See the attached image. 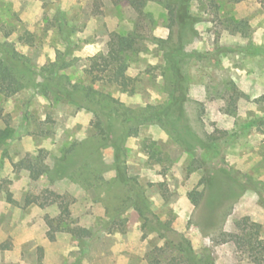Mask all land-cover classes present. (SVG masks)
<instances>
[{
    "label": "rangeland",
    "instance_id": "1",
    "mask_svg": "<svg viewBox=\"0 0 264 264\" xmlns=\"http://www.w3.org/2000/svg\"><path fill=\"white\" fill-rule=\"evenodd\" d=\"M185 12L195 19L179 27L165 0L141 11L127 0H0V57L26 61L25 85L0 92V264H264V0H181L176 19ZM127 34V85L95 80L107 108L169 103L173 53L185 78L179 125L198 139L115 120L123 184L95 106L56 97L40 70L70 61L57 74L90 84L112 37Z\"/></svg>",
    "mask_w": 264,
    "mask_h": 264
},
{
    "label": "trees",
    "instance_id": "2",
    "mask_svg": "<svg viewBox=\"0 0 264 264\" xmlns=\"http://www.w3.org/2000/svg\"><path fill=\"white\" fill-rule=\"evenodd\" d=\"M119 1V0H116ZM131 6L137 11H141L142 6L146 0H127ZM166 7L168 9L169 17L172 26L183 27L191 24L194 21V17L188 12L183 13L181 20H177L176 17L179 14V2L181 0H165ZM178 27V28H179ZM135 41V34L127 35H114L110 43V48L105 56L102 57L101 67H97L98 64L94 62V70L99 72L92 83L82 82H70L65 81L64 76L57 74V69L68 67L71 62H62L59 64L56 60L50 61L48 64L43 65L40 70V75L45 79V85L50 86L56 97L66 96L71 97L76 94L85 103L95 106V119L93 121L96 129V136L102 145H111L114 148L113 167L115 170V178L118 182L127 184L129 176L124 163L123 143L121 138L116 140V136L113 131V124L115 120H119L121 124L129 127V129H136L138 123H158L166 130H168L175 139L181 143H186L182 137V132H187L192 137H196V134L188 126L179 125V118L182 113V103L184 102V76L174 61L175 54L166 53V57L169 60V70L173 74V87L170 96V102L166 105H145L135 112L127 113L117 105H113L107 108V102L113 98L108 94H105L95 87L101 77L100 73L108 75V81L114 82L121 86L127 85V76L125 75L126 64L124 62V53L132 48ZM61 52H59V55ZM61 56V55H60ZM26 68V61L17 52H13L7 57H0V92L5 95H11L14 92L22 88L25 83L23 82V69ZM178 91V93H176ZM179 109L176 114L172 115L171 109ZM132 123V124H131ZM131 126H128L130 125ZM200 142V141H199ZM201 143V142H200ZM205 147V145H204ZM150 153L154 154L153 150L146 147ZM26 167L30 170L33 177H38L39 172L35 164L28 162ZM63 165H58V169H62ZM206 169V168H205ZM130 182V181H129ZM195 193V192H194ZM49 194L54 198L60 197L53 191H49ZM196 194V193H195ZM195 194H191L192 199H196ZM55 200V199H54ZM134 207L139 213L145 215L146 208L144 198L140 192H136L134 199L132 200Z\"/></svg>",
    "mask_w": 264,
    "mask_h": 264
}]
</instances>
